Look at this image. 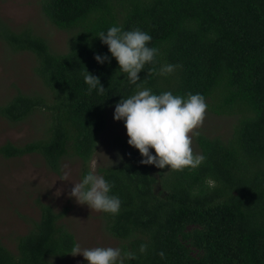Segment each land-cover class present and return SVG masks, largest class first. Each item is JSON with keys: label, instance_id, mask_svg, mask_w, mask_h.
Wrapping results in <instances>:
<instances>
[{"label": "trees", "instance_id": "obj_1", "mask_svg": "<svg viewBox=\"0 0 264 264\" xmlns=\"http://www.w3.org/2000/svg\"><path fill=\"white\" fill-rule=\"evenodd\" d=\"M40 5L53 25L69 31L67 48L55 51L31 28L14 30L0 20V37L35 56L33 70L45 87L41 93L17 89L0 104V116L17 123L44 109L48 120L41 136L6 141L0 154H38L57 173L63 158H78L80 178L92 171L109 107L136 90L98 34L114 24L138 27L158 49L138 73L141 87L199 92L209 112L235 121L227 136L197 131L193 151L206 159L195 169L142 164L138 149L122 139L119 161L98 168L121 200L118 214L101 212L105 228L122 250L135 253L125 264H264V0H40ZM96 53L110 59L98 63ZM166 63L178 67L162 75ZM86 70L99 77L103 92L85 83ZM37 204L39 218L18 235L15 250L0 240V264H52L71 252L74 234L60 221L66 208L57 211L38 199Z\"/></svg>", "mask_w": 264, "mask_h": 264}, {"label": "rangeland", "instance_id": "obj_2", "mask_svg": "<svg viewBox=\"0 0 264 264\" xmlns=\"http://www.w3.org/2000/svg\"><path fill=\"white\" fill-rule=\"evenodd\" d=\"M0 20L14 30L31 28L43 35L55 51L63 52L67 48L69 31L56 27L43 15L40 0H0ZM34 64L35 56L30 51L13 49L0 37V104L17 89L25 93L45 91L33 70ZM114 106L107 111L106 126L90 160V168L97 174H101L99 167L119 161L121 141L128 139L123 121L113 119ZM47 120L48 113L44 109L17 123L0 116V145L6 141L20 144L41 136ZM234 121L232 116H219L206 108L202 124L194 131L209 136H227ZM191 146L197 149L193 137ZM80 165L78 158L65 157L57 173L49 169L38 154L8 158L0 154V240L4 245L15 250L18 235L27 232L32 220L39 218L38 199L57 211L66 208L60 221L74 234L81 247H119L120 240L107 231L101 212L77 203L68 194L71 181L80 179ZM68 169L71 172L67 179L71 181L62 180ZM81 262L87 264L82 255L69 253L53 259L52 264Z\"/></svg>", "mask_w": 264, "mask_h": 264}, {"label": "clouds", "instance_id": "obj_3", "mask_svg": "<svg viewBox=\"0 0 264 264\" xmlns=\"http://www.w3.org/2000/svg\"><path fill=\"white\" fill-rule=\"evenodd\" d=\"M98 37L107 45L111 57L116 59L120 72L126 74L128 83L136 85L132 94L121 97L115 103L113 119L123 121L127 143L138 149L142 157L140 163L154 164L161 169L167 165L168 170L195 169L200 166L206 157L194 152L191 145L192 137L198 135L194 129L202 124L207 108L204 95L199 92L180 95L171 90L156 93L137 83L140 80L138 73L146 63L153 62L158 53L156 47L149 46L152 40L149 32L138 27L124 29L114 24L106 31H101ZM94 58L98 63L110 59L107 54L101 53H96ZM177 67L172 63L163 64L160 74H170ZM83 78L90 88L99 85L98 91H104L98 76L86 70ZM70 172V169L66 170L62 180L71 181L67 179ZM71 182L68 194L77 203L87 204L96 211L118 214L121 200L118 195L111 193L112 185L104 175L88 171L78 181ZM207 183L211 186L214 181L208 179ZM145 249L146 245L141 244L140 251ZM70 253L82 255L87 264H125L126 259L135 257V253L118 246L81 247L78 242Z\"/></svg>", "mask_w": 264, "mask_h": 264}]
</instances>
